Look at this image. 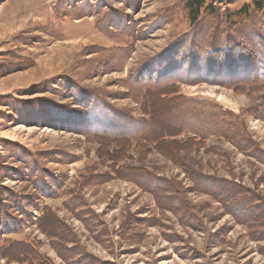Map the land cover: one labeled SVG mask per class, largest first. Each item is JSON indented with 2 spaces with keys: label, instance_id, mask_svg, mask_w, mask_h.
<instances>
[{
  "label": "rangeland",
  "instance_id": "1",
  "mask_svg": "<svg viewBox=\"0 0 264 264\" xmlns=\"http://www.w3.org/2000/svg\"><path fill=\"white\" fill-rule=\"evenodd\" d=\"M256 1H210L243 65L264 63V12L233 18ZM192 31L184 0H0V205L19 221L0 241L27 245L0 264H264V73L188 70ZM170 76L143 103L139 81ZM89 104L132 142L79 128Z\"/></svg>",
  "mask_w": 264,
  "mask_h": 264
},
{
  "label": "trees",
  "instance_id": "2",
  "mask_svg": "<svg viewBox=\"0 0 264 264\" xmlns=\"http://www.w3.org/2000/svg\"><path fill=\"white\" fill-rule=\"evenodd\" d=\"M210 1L211 0H184V7L187 11L191 26L193 27L192 33H190L189 34L190 36H188V37H191V39H190L191 45H189L188 48L184 47V50H185V48H187L186 52L188 53V55L190 54L192 57V58L187 57L188 60H186V62H184V63H187V65H189L188 70L191 69V65H192V67L195 65L202 67L204 65L206 66L207 62H212V63L214 62V65H216L218 68L225 69L227 64L229 62H231V65H235L236 63H238L239 65L243 66L241 68L242 70H240L239 73H243L244 76H247V75L251 76L252 73L256 69H258L256 71V73L257 72L264 73V63H262L261 66H259L258 64H254V63H249V64H245V65L239 63V61L243 57L244 52L248 51V50H246L242 46H239V45H241V43H238V46L235 47V42L231 41L229 34L226 37H224L223 38L224 41L221 42L223 30H221L219 23L213 21V18L215 17L217 10L212 5V3H210ZM66 7L67 6L65 5V10H66ZM263 12H264V0H257L256 2H254L253 6H245L238 13L234 14L233 18L241 21V22H239L238 25H240V24L243 25L246 23L248 24L251 21V19L253 21V19L255 18L253 16V13L258 14V13H263ZM209 17H213V18L208 19ZM212 23H214V26H213L214 30L212 31V34L210 36L211 41L208 42L209 38L206 37L207 34L205 31L208 29V27ZM238 25H236V26H238ZM197 35H199L201 42L200 41L198 43L195 42V36H197ZM239 38H240V40H243L244 36H239L238 39ZM254 41H256V40L254 39ZM253 46H254V48L257 49L255 52L260 56L262 50H258L259 49L258 47L259 46L261 47V44H257L254 42ZM193 49H195V51H197V52H195ZM203 52L205 53L204 55H202ZM197 54H199V55H197ZM203 56H205V57H203ZM239 56H241V57L237 58ZM203 70H205V69H203ZM203 70L200 71L201 72V73H199L200 76H202L204 74ZM246 72H248V74H246ZM171 76L168 77L169 79L167 78L166 82L159 83V81L164 79V77L160 76V77H158L159 81H155L153 84H150L153 81H146L142 78L144 81L140 80L139 82H141V83H138V84L139 85L140 84H145V85L148 84L147 89L141 88V90H143L142 91L143 92L142 93L143 103L149 101V99H151V97H154V96L158 97V96L163 95L164 94L163 92L167 91L170 88H172V89L177 88L178 82L175 81V79L177 77L172 79ZM186 78H188V77L186 76ZM232 79H235V78H232ZM194 82H198V80H194ZM217 83L223 84L221 82H217ZM162 100H164V99H162ZM181 100H183L182 97L178 98V100L176 101L177 102L176 104H179L181 102ZM10 101L12 102V105H14V104L23 105L21 102H19L18 100H15V99H10ZM9 106H10V103H9ZM95 108H97V107L96 106L92 107L90 105L86 109V111H85L86 113H82L78 117V122L83 121V124L79 128H81L83 130H87L89 128L93 133L98 135V136H96V138L99 140H105V141H111V142H127V143L132 142L131 138H129L128 136H125V135L116 136V137L102 135L103 132L115 130L116 125L115 126L113 125V119H114V117L115 118H118V117L116 115L110 116L107 113H103L102 114L103 118H102V115H99V113L95 112V110H98ZM48 114L49 113L44 114L42 116H47ZM106 115H108V117ZM73 117H75V115H73L72 118ZM20 118L22 119V115H20ZM148 118H149L148 124H149V127H151V129H148L149 127L146 123L147 130L145 129L144 130L145 132L141 133V135L139 136V138H141L142 144L147 143V142L150 143L151 141H153V142L159 141V140H156V138L158 137V135L161 131H159V130L156 131V128L150 126V124H152L153 122H152V116L149 113H148ZM129 120H132V119H129ZM166 124H168V122ZM205 124H207V123H205ZM172 128H174V129L179 128L180 131H177L179 133H181L182 132L181 130L183 129L182 126L179 127L177 125H176V127H172ZM17 200H19V199H17ZM16 204L18 205V203H16ZM2 210H3L2 205H0V227H3L2 223L6 222V220L8 218H10L11 222L13 223L12 225L15 226V228H18L19 221H15L14 218L8 217L6 214H4V212ZM44 211H47L46 213H48V210H43L42 212H44ZM46 213H43L41 217H43ZM4 217H5V219L3 220ZM0 245H1L0 251L5 250L7 248L10 249L11 247L14 248L15 251L14 250H12V251L17 256L20 255L17 253H19L21 251V247L23 245L27 246L25 243L21 244L18 242L7 243L6 245H4L2 243V241H0ZM35 256H36V254H35ZM21 258L26 259L25 257H21Z\"/></svg>",
  "mask_w": 264,
  "mask_h": 264
}]
</instances>
